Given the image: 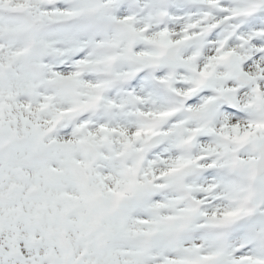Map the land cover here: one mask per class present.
Returning a JSON list of instances; mask_svg holds the SVG:
<instances>
[{
	"label": "snow or ice",
	"instance_id": "obj_1",
	"mask_svg": "<svg viewBox=\"0 0 264 264\" xmlns=\"http://www.w3.org/2000/svg\"><path fill=\"white\" fill-rule=\"evenodd\" d=\"M0 264H264V0H0Z\"/></svg>",
	"mask_w": 264,
	"mask_h": 264
}]
</instances>
